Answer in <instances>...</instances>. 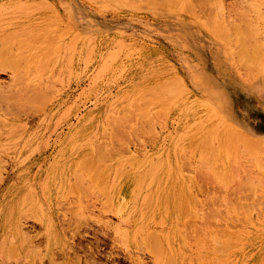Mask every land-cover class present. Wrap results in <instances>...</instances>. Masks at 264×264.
Segmentation results:
<instances>
[{
	"label": "rangeland",
	"instance_id": "374dc122",
	"mask_svg": "<svg viewBox=\"0 0 264 264\" xmlns=\"http://www.w3.org/2000/svg\"><path fill=\"white\" fill-rule=\"evenodd\" d=\"M161 1L0 0V264H264V0Z\"/></svg>",
	"mask_w": 264,
	"mask_h": 264
},
{
	"label": "bare ground",
	"instance_id": "6f19581e",
	"mask_svg": "<svg viewBox=\"0 0 264 264\" xmlns=\"http://www.w3.org/2000/svg\"><path fill=\"white\" fill-rule=\"evenodd\" d=\"M128 1H130V0H128ZM149 1H151V0H149ZM156 2H158V1H156ZM163 2H164V0H163ZM163 2L161 1V3H163ZM42 3H45V2H42ZM128 4H129V3H128ZM146 4H147V3H146ZM163 4H165V3H163ZM163 4H162V5H163ZM168 4H169V2H168ZM134 5H135V4H134ZM185 7H186V6H185ZM189 11H190V10H189ZM191 11H192V10H191ZM56 12H57V11H56ZM189 13H190V12H189ZM192 13H193V11H192ZM213 13H214V12H213ZM218 13H219V12H218ZM45 14H46V13H45ZM48 14H50V13H48ZM193 14H194V13H193ZM46 15H47V14H46ZM52 15L54 16L55 14H52ZM69 15H70V14H69ZM197 15H198V14H197ZM217 15H218V14H217ZM219 15H220V14H219ZM53 16H52V18H53ZM65 16H66V15H65ZM206 16H207V15H206ZM213 16H214V15H213ZM62 17H63V16H62ZM198 17H199V16H198ZM215 17H216V16H214L213 18L215 19ZM217 17H218V16H217ZM217 17H216V18H217ZM220 17H221V16H219V18H220ZM59 18H60V17H59ZM63 18H64V17H63ZM196 18H197V17H196ZM200 18H201V17H199V19H200ZM207 18H208V17H207ZM219 18H217L219 21H221L222 19H223V20L219 23V21H216V19H215V23L217 22V25H218V23L221 24V23H224V22H225V21H224V20H225L224 18H222L221 20H220ZM229 18H230V17H229ZM48 19H49V18H48ZM54 19H55V18H54ZM54 19H53V20H54ZM197 19H198V18H197ZM209 19H210V17H209ZM61 20H63V19H61ZM64 20H65V19H64ZM66 20H67V19H66ZM200 20H202V18H201ZM207 20H208V19H207ZM207 20H206V22H207ZM212 20H213V19H212ZM40 21H41V20H40ZM42 21H43V20H42ZM59 21H60V19H59ZM210 21H211V20H210ZM210 21H209V22H210ZM223 21H224V22H223ZM206 22H205V23H206ZM209 22H208V23H209ZM64 23H65V22H64ZM205 23H204V24H205ZM211 23H212V21H211ZM225 23H226V22H225ZM40 24H41V23H40ZM205 25H206V24H205ZM212 25H215V24L213 23ZM212 25H211V26H212ZM219 26L221 27V26H224V25H223V24H222V25H218L217 27H219ZM41 27H42V26H41ZM205 27H206V26H205ZM212 27H213V26H212ZM212 27H209V28H211V32H212V29H214V28H212ZM217 27H216V29L218 30ZM226 27H227V26H226ZM226 27H225V29H226ZM220 29H221V28H220ZM225 29H224V31H225ZM75 30H76V29H75ZM217 30H216V31H217ZM213 31H214V30H213ZM218 31H219V30H218ZM221 31H222V30H221ZM74 32H75V31H74ZM219 32H220V31H219ZM219 32H218V34H219ZM212 33H214V32H212ZM215 33H216V32H215ZM107 34H108V33H107ZM222 34H223V33L219 34L220 38H222L223 40H226V41H227V39H228V40H229V39L231 40L232 37L229 38L230 36L228 35L229 37L227 36L228 38L225 39V38H223ZM224 34H225V33H224ZM215 36L217 37L218 35H215ZM221 36H222V37H221ZM224 36L226 37V35H224ZM7 39H8V37H7ZM73 39H74V38H73ZM235 39H236V37H234V39H232L231 42H232L233 40L235 41ZM73 41H74V40H73ZM73 41H72V42H73ZM147 42H148V41H147ZM227 42H228V41H227ZM227 42H226V43H227ZM243 42H244V41H243ZM243 42H242V43H243ZM4 43H5V42H4ZM234 44H235V43H234ZM228 45H229V44H228ZM240 45H241V43L239 44V46H240ZM4 46H5V45H4ZM232 46H233V45H232ZM239 46H238V47H239ZM233 50H234V49H233ZM242 51H243V49H242ZM99 52H100V51H99ZM249 52H250V51H249ZM252 58H253V56H252ZM4 60H5V59H4ZM6 60H7V59H6ZM252 60H253V59H252ZM12 63H14V62H12ZM244 63H245V62H244ZM246 63H248V62H246ZM14 66H15V65H14ZM167 67H168V66H167ZM5 68H6V67L3 68V66H2V69H3V70H4ZM2 69H1V70H2ZM181 77H182V76H181ZM161 79H162V78H161ZM161 79H160V80H161ZM177 79H179V78H176L175 81H176ZM158 80H159V79H158ZM162 80H163V79H162ZM183 81H184V80H183ZM162 82H163V81H162ZM167 82H168V81H167ZM167 82H166V83H167ZM172 82H173V81H172ZM184 82H185V81H184ZM187 82H188V81H187ZM168 83H171V82H168ZM168 83H167V84H168ZM179 83H181V82H179ZM154 84H155V83H154ZM183 84H184V83H183ZM156 85H157V84H156ZM156 85H152V87H153V86H156ZM164 85H165V84H164ZM168 85H172V83H171V84H168ZM179 85H180V84H179ZM156 88L158 89V87H156ZM156 88L153 87V90L156 89ZM164 88L166 89L167 87H164ZM149 90H152V88L150 89V87H149ZM149 90H148V91H149ZM153 90H152L151 92H154ZM166 90H168V89H166ZM155 91H156V90H155ZM158 91H159V90H158ZM160 91H161V90H160ZM162 91H163V90H162ZM149 92H150V91H149ZM167 93H168V92H167ZM141 94H142V93H141ZM143 94H144V93H143ZM152 94H153V93H152ZM7 95H8V94H7ZM156 95H157V94H156ZM0 96L3 97L4 95H0ZM10 96H11V97H9V96L7 97L6 94H5L4 98L7 97L8 102H10V101H9V98H10V100H11V98H12L13 95L10 94ZM14 96H15V95H14ZM14 96H13V97H14ZM162 96H163V95H162ZM142 97H143V96H142ZM145 97H147V95H146ZM145 97H144V103L146 102ZM149 97H150V95H149ZM155 97H156V96H155ZM159 97H160V96H159ZM159 97H158V98H159ZM4 98H1L0 100H2V99L4 100ZM136 98H137V97H136ZM150 98H151V97H150ZM163 98H164V96H163ZM166 98H168V97H166ZM141 99H142V98H141ZM7 100L5 99L4 101H7ZM14 100H15V99H14ZM137 100H138V99H137ZM142 100H143V99H142ZM142 100H141V101H142ZM147 100H148V98H147ZM152 100H153V99H152ZM154 100H155V99H154ZM169 100H170V98H169ZM158 101H159V100H158ZM158 101H157V102H158ZM162 101H163V100H162ZM152 102H153V101H152ZM197 102H198V101H197ZM146 103H147V102H146ZM146 103H145V104H146ZM199 103H200V102H199ZM8 104H9V103H8ZM157 104H158V103H157ZM168 104H169V102H168ZM201 104H202V102H201L200 104H197V105L200 106ZM139 105H140V104H139ZM152 105H153V104H152ZM197 105H196V107H198ZM202 105H203V104H202ZM125 106H126V105H125ZM125 106H124V108H126ZM141 106H142V105H141ZM207 106H208V105H207ZM207 106H205V107H207ZM11 107H12V106H10V108H11ZM131 107L136 108V107H134L133 105H131ZM202 107H203V106H201V108H202ZM201 108H198L197 110H199V109H201ZM203 108H204V107H203ZM209 108H210V106H209ZM138 109H139V108H138ZM142 109H143V108H142ZM207 109H208V108H207ZM207 109H206V110H207ZM120 110H121V109H120ZM129 110H130V108H129ZM144 110H145V109H144ZM209 110H211V108L208 109V111H209ZM137 111H138V110H137ZM158 111H159V109H158ZM208 111L205 112V113L209 114V115L206 114V115L209 117L210 114H211L212 112L209 111V113H208ZM211 111H214V110H211ZM125 112H126V111H125ZM199 112H201V111H199ZM202 112H203V111H202ZM121 113H122V112H121ZM134 113H135V112H134ZM143 113H144V112H143ZM213 113H214V112H213ZM123 114H124V112H123ZM123 114L120 115V114L118 113V115H120V116H123ZM135 114H136V113H135ZM137 114H139V113H137ZM137 114H136V115H137ZM203 114H204V113H203ZM145 115H146V114H145ZM152 115H153V113H152ZM154 115H155V114H154ZM158 115H159V114H158ZM212 115H213V114H212ZM214 115H215V113H214ZM137 116H138V115H137ZM146 116H147V115H146ZM148 116H150V115L148 114ZM117 117H118V116H117ZM127 117H128V116H127ZM153 117H154V116H153ZM208 117H206V119H207ZM131 118H132V117H131ZM143 118H144V117H143ZM150 118H151V117H150ZM211 118H212V116L209 117V119H211ZM115 119H116V118H115ZM127 119H128V118H127ZM138 119L140 120V118H138ZM155 119H156V118H155ZM158 119H159V118H158ZM165 119H166V118H165ZM204 119H205V118H204ZM213 119H215V118H213ZM118 120H119V117H118ZM146 120H147V119H146ZM211 120H212V119H211ZM116 121H117V120H116ZM122 121H123V120H122ZM152 121H153V120H152ZM156 121H157V120H156ZM160 121H161V120H160ZM208 121H209V120H208ZM126 122H128V121L126 120ZM142 122H143V121H142ZM154 122H155V121H154ZM198 122H199V121H198ZM215 122H216V121H215ZM123 123H124V122H123ZM123 123H122V125H123ZM130 123H131V122H130ZM140 123H141V122H140ZM140 123H139V124H140ZM149 123H150V122H149ZM194 123H195V122H194ZM114 124H115V123H114ZM116 124H117V122H116ZM125 124H126V123H125ZM120 125H121V124H120ZM126 125H127V124H126ZM131 125H132V124H131ZM180 125H181V124H180ZM118 127H120V126H118ZM135 127H136V126H135ZM135 127H132V128H135ZM142 127L145 128L146 126L144 127V126L142 125ZM142 127H141V128H142ZM147 127H148V126H147ZM124 128H125V126H124ZM126 128H127V127H126ZM148 128H149V127H148ZM151 128H153V127L151 126L150 129H151ZM182 128H183V127H182ZM205 128H207V127H205ZM119 129H120V128H119ZM122 129H123V127H122ZM136 129H137V127H136ZM136 129H135V130H136ZM146 129H147V128H146ZM124 130H125V129H124ZM132 130H133V129H132ZM153 130H156V129H153ZM213 130H214V129H213ZM213 130H212V131H213ZM122 131H123V130H122ZM127 131H128V130H127ZM141 131H142V130H141ZM145 131H146V130H145ZM148 131H149V129H148ZM116 132H117V131H116ZM134 132H135V131H134ZM142 132H143V131H142ZM178 132H179V131H178ZM190 132H191V131H190ZM192 132H193V131H192ZM208 132H209V131H208ZM215 132H216V131H214V133H215ZM117 133H118V132H117ZM151 133H152V132H151ZM155 133H156V132H155ZM152 134H153V133H152ZM212 134H213V133H212ZM212 134H209V133H208L207 138H208L209 135H212ZM213 135H214V134H213ZM224 135H225V134H224ZM118 136H119V135H118ZM118 136H117V137H118ZM151 137H152V136H151ZM230 137H231V135H230ZM115 138H116V137H115ZM128 138H129V137H128ZM128 138H127V139H128ZM204 138L206 139L205 136H204ZM213 138H214V136H213ZM216 138H217V137H216ZM228 138H229V137H228ZM209 139H210V138H209ZM240 139H241V137H240ZM121 140L124 141L122 138H121ZM201 140H202V139H201ZM222 140H223V139H222ZM244 140H245V139L242 140L243 143H245ZM185 141H186V140H185ZM214 141H215V140H214ZM202 142H203V141H202ZM207 142H209V141H207ZM226 142H227V141H226ZM226 142H225V143H226ZM260 142H261V141H260ZM209 143H210V142H209ZM247 143H248V142H246L245 144H247ZM197 144H198V143H197ZM202 144H203V143H202ZM260 144H261V143H260ZM205 145H206V144H205ZM205 145H204V146H205ZM207 145H208V144H207ZM249 145H250V144H248V146H249ZM251 145H253V144H251ZM210 146H211V145H210ZM246 146H247V145H246ZM251 147H253V146H251ZM214 148H215V147H214ZM247 148H248V147H247ZM247 148H246V149H247ZM258 148H259V147H258ZM205 149H206V148H205ZM251 149H252V148H251ZM186 150H187V149H186ZM190 150H191V149H190ZM209 150H210V149H209ZM261 150H262V149H260V151H261ZM181 151H182V150H181ZM201 151H203V148H202ZM199 152H200V151H199ZM248 152H250V151H248ZM262 152H263V151H261V152H259V153H262ZM188 153H189V152H188ZM209 153H210V152H209ZM250 153H251V152H250ZM250 153H249V154H250ZM185 154H186V152H185ZM210 154H211V153H210ZM210 154H209V155H210ZM212 155H213V154H212ZM212 155H211V156H212ZM252 155H253V154H252ZM252 155H251V156H252ZM105 156H106V155H105ZM191 156L193 157V155H191ZM206 156H207V155H206ZM253 156H254V155H253ZM159 157H160V156H159ZM255 157L257 158V156H254V159H255V161H256V163H255V162H254V163H255V165H257V164H258V163H257V162H258V161H257L258 159L256 160ZM258 157H259V156H258ZM261 157H263V155H261ZM185 158H186V156H185ZM187 158H188V157H187ZM211 158H212V157H211ZM176 159H177V158H176ZM181 159H182V157H181ZM186 160H187V159H186ZM262 160H263V159H261V160L259 159V164L261 163ZM181 161H182V160H181ZM201 161L203 162V160H201ZM206 161H207V159H206ZM250 161L252 162L251 159H250ZM204 162H205V161H204ZM207 162H208V161H207ZM207 162H206V163H207ZM252 164H253V163H252ZM259 164H258V166H259ZM261 164H262V163H261ZM208 165H209V164H208ZM258 166H257V167H258ZM262 166H263V164H262ZM262 166H261V168H262ZM206 167H207V166H206ZM211 167H212V165H211ZM200 168H203V167H200ZM204 168H205V165H204ZM208 168H209V167H208ZM208 168H206L207 171H208ZM261 168H260V169H261ZM198 169H199V168H198ZM258 169H259V167H258ZM166 170H167V169H166ZM199 170H200V169H199ZM202 170H203V169H202ZM202 170H201V171H202ZM204 170H205V169H204ZM204 170H203V171H204ZM262 170H263V169H262ZM121 171H122V170H121ZM186 171H187V170H186ZM197 171H198V170H197ZM205 171H206V170H205ZM187 172H189V171H187ZM199 172H200V171H199ZM122 173H123V172H122ZM259 173H261V172H259ZM253 176H254V173H253ZM257 177H258V176H257ZM254 178H255V177H254ZM258 178H259V177H258ZM259 180H260V179H259ZM263 180H264V179H263ZM257 181H258V180H257ZM259 183H261V182H259ZM261 184H262V183H261ZM262 185H264V184H262ZM190 186L192 187V185H190ZM263 187H264V186H263ZM213 196H214V195H213ZM211 198H212V197H211ZM230 198H231V197H230ZM262 198H263V197H262ZM215 200H216V199H215ZM262 200H263V199H262ZM263 201H264V200H263ZM210 202H212V201H210ZM193 203H194V202H193ZM182 204H183V203H182ZM239 204H240V203H239ZM253 204H254V203H253ZM234 205H235V204H234ZM237 205H238V204H237ZM250 205H252V204H250ZM259 205H260V204H259ZM218 206H219V205H218ZM231 206H232V205H231ZM246 206H247V205H246ZM246 206H245V207H246ZM263 206H264V202H263ZM235 207H236V206H235ZM232 208H233V207H232ZM247 208H248V207H247ZM249 208H250V207H249ZM254 208H255V207H254ZM254 208H252V209H254ZM263 208H264V207H263ZM196 210H197V209H196ZM202 210H203V209H202ZM208 210H209V209L207 208V211H208ZM210 210H211V206H210ZM216 210H217V209H216ZM247 210H248V209H247ZM261 210H262V209H261ZM204 211H206V210H204ZM214 211H215V209H214ZM199 212H201V211H199ZM210 212H211V211H210ZM215 212H216V211H215ZM161 213H162V212H161ZM165 213H166V212H165ZM217 213H218V211H217ZM217 213H216V214H217ZM196 214H197V213H196ZM201 214H202V213H201ZM203 214H205V213H203ZM208 214H209V213H207V215H208ZM210 215H211V214H210ZM199 216L201 217V215H199ZM199 216H198V217H199ZM204 216H205V215H204ZM212 216H213V211H212ZM212 216H211V218H212ZM215 216H216V215H214V217H215ZM263 216H264V215H263ZM207 217H208V216H207ZM209 218H210V217H209ZM203 219H204V217H203ZM203 219H201V220H203ZM141 220H142V219H141ZM159 220H160V219H159ZM180 220H181V219H180ZM206 220H207V219H206ZM211 220H212V219H211ZM213 220H214V219H213ZM207 222H208V221H207ZM155 223H156V222H155ZM202 224H203V223H202ZM205 224H206V222H205ZM209 224H210V223H209ZM158 225H159V224H158ZM180 225H181V224H180ZM196 226H198V225H196ZM200 226H201V223H200ZM206 226H207V225H206ZM215 226H216V225H215ZM209 227H210V226H209ZM184 228H185V227H184ZM199 228H200V227H199ZM195 229H196V227H195ZM190 230H191V229H190ZM219 230H220V229H219ZM197 231H198V230H197ZM200 231L203 232V228H202V230H200ZM207 231H208V230H207ZM185 232H186V231H184V233H185ZM195 233H196V232H195ZM218 233H220V232H218ZM155 234H157V233L155 232ZM196 234H198V233H196ZM196 234H195V235H196ZM199 234H200V232H199ZM211 234L213 235V233H211ZM215 234H216V233H215ZM220 234H221V233H220ZM186 235H187V234H186ZM218 236H219V235H218ZM185 237H186V236H185ZM185 237H184V238H185ZM213 237H214V235H213ZM184 238H183V239H184ZM193 238H194V237H193ZM198 238H199V237H198ZM198 238H197V241H198ZM216 238H218V237H216ZM218 240H219V239H217V242H218ZM156 242H157V241H156ZM200 242H201V241H199V243H200ZM225 243H226V242H225ZM154 244H155V243H154ZM154 244H153V245H154ZM200 244H201V243H200ZM217 244H219V243H217ZM156 245H157V244H156ZM157 246H158V245H157ZM199 246H200V245H199ZM224 247H225V246H224ZM159 249H160V248H159ZM215 249H216V248H215ZM157 250H158V249H157ZM224 253H225V252H224ZM218 257L220 258V256H218ZM215 258H217V257H215ZM222 259H223V258H222ZM216 262H217V261H216Z\"/></svg>",
	"mask_w": 264,
	"mask_h": 264
}]
</instances>
